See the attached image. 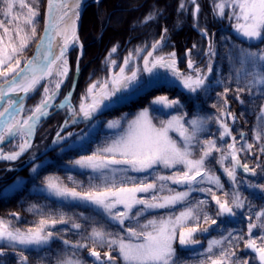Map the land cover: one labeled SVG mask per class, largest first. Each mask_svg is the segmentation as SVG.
I'll return each instance as SVG.
<instances>
[{
	"label": "snow or ice",
	"instance_id": "obj_1",
	"mask_svg": "<svg viewBox=\"0 0 264 264\" xmlns=\"http://www.w3.org/2000/svg\"><path fill=\"white\" fill-rule=\"evenodd\" d=\"M191 2L196 4V0H191ZM3 4L4 16L10 17L7 21L8 24L18 20L17 15L13 14L17 4L21 10L27 9L23 25L30 27L31 34L29 35L25 27L20 24H16L14 28L10 29L5 21H0V28L4 33L0 36V80H2L0 82V101L6 105L0 106V143L4 142L7 137L16 135L30 137L40 119L48 115L47 109L51 107L56 93L49 94L47 87L44 88L45 95L39 105L32 110V114L27 119L22 121L17 119V116L23 111V97L14 99L13 95L35 91L40 81L46 76H52L53 71L60 77L67 75L66 52L70 44L74 45L78 42L77 20L80 15V0H59V2L48 0L45 34L40 38L35 56L27 60L21 67V61L16 57L23 53L29 41L36 35L35 18L38 12L25 0H3ZM180 7L184 8L185 5L181 3ZM226 8L231 10L228 19L236 21L233 27L238 35L248 41L264 43V0H220L215 5L214 11L220 18H223ZM199 10V6L196 5L195 12L198 13ZM152 18L151 15L148 17L149 20ZM13 31L18 38V44L13 43L11 34ZM202 34L207 35L206 31ZM57 36L62 38L63 43L60 45L53 43ZM54 47H59V54L53 52ZM157 47H159L158 42L152 45L153 51ZM116 51L115 47L111 49V53ZM140 51L142 49H137V53ZM215 54L212 45L209 44L208 55L211 57ZM152 55L153 52L150 51L144 58L143 71L150 73L153 77L149 83H158L165 79L159 73L154 72V69L165 68L180 80L189 93L197 94L200 91L204 93L210 91L212 84L208 81V75L202 73L199 68H194L191 59L188 61V68L193 69L195 75H184L176 68L174 52L170 53L168 58L158 56L150 60L149 57ZM131 58L132 53H129V56L124 60V65L120 67L119 73L114 74L110 80L95 81L89 85L86 94L81 99L79 112L72 108L70 103L61 104L60 107L67 106L74 117L79 116L84 121H91L103 108L123 100L124 96H117V94L124 93L138 85L139 69L126 74ZM13 60H15L14 64ZM110 63L115 66L116 61L112 59ZM238 63L242 67L250 66L252 69L251 71L245 69V78L247 79L245 87L249 93L253 88H260L261 91H264V88H261L264 86V48L258 51L241 49L238 53ZM211 72L212 67L209 64L208 73ZM237 79H239V73H237ZM61 83L63 80H57L55 88L59 89ZM228 91L229 89L225 88L224 93H218V96L224 98V106L217 109L220 115L215 118L222 130L220 139L231 136V129L220 117L227 113L233 121L236 119L235 115L227 112L225 107L228 103L225 98ZM236 91L240 93L245 89L238 87ZM70 96L71 93L65 100L68 101ZM236 99H240L239 95L236 96ZM240 103L243 101L240 100ZM151 104L169 109L182 107L180 100H170L167 96H157ZM213 107H217V105L214 104ZM261 111L264 112V108ZM184 115L186 113L174 115L167 121H161L160 126H157L150 116V109L144 108L134 119L127 121V126L104 146L98 147L91 155L81 156L75 160L74 165L98 173L97 176L92 177L98 183H90L86 190L68 187L55 177L47 178L46 187L50 194L64 200L80 201L102 209L108 221L119 225L122 230L123 234L108 231L103 225L93 226L91 232L83 237L84 240L92 241L93 247L89 249V255L94 258L95 264H176L177 249L175 245L177 242L181 247L197 244L199 241L194 238L195 234L209 230L207 227H201V221L205 225L209 221L212 225L217 224V219L209 215L206 209L207 200L190 201L191 193L194 191L207 193L211 196V200L216 205L215 217L235 218L237 210L245 208L248 198L243 196L238 188H234L230 200L228 199L229 193L224 192L225 198L222 200L212 187L199 186L206 183L214 185L216 189H223L221 178L206 167V162L213 151L221 152V149L217 147L216 141L213 139L200 140V133L206 131L205 125L212 117L196 114L190 120L185 121ZM73 122L77 121L74 119ZM186 124L188 127L185 126ZM107 127L110 129L121 128V124L120 121H109ZM170 132H176L180 137V142L173 139L169 135ZM87 135L85 133L80 139L86 138ZM231 138L233 143L228 145L227 152H221L218 163L223 166V161L230 157L231 166L224 167L223 171L232 184L237 185L240 183L237 180L238 168H242L244 173L251 176H257V171L256 168H250L247 163H242L238 157V153L245 149L251 151L253 145L246 143L238 149L236 138L234 136ZM262 138H264V127L258 130L255 135L257 141ZM197 144L200 145L199 158H195L193 154L194 146ZM30 146L28 140L25 139L19 145V151L4 154L0 150V159L16 160ZM259 150L264 153V146H261ZM177 166H180L179 170L170 175L160 172V169H176ZM257 167L264 170V166L257 165ZM129 173H148L152 179L149 182L148 175L135 176L129 175ZM68 179L72 180V177H68ZM73 182L75 183V181ZM170 185H180L185 190L177 191ZM247 187L254 190V195L264 198V184H253L249 181ZM178 205L182 206L178 213L165 211L164 214L146 219V213L158 209L172 210ZM248 207L251 208V201H248ZM248 220V239L245 241V248L255 253L259 264H264V208L255 213V221L258 223L253 222L252 216H249ZM67 222L63 215L59 219H41L38 226L24 231L19 228L13 229L8 222L0 219V243L13 249L16 245L23 248L41 247L47 245L53 238V232L47 230L49 225L54 227L56 224ZM71 226L78 230L82 228L80 223L75 222ZM254 229L261 230L259 237L254 236ZM231 236L232 232L228 231L227 236L222 235L218 240H210L206 249L205 261H202V264H249L248 260L232 259V257H236V253L223 248L224 241ZM234 239H243V236L234 237ZM257 239L262 241L260 246L257 245ZM63 243L68 245L70 242L63 240ZM229 243L231 242L229 241ZM105 247L108 250L101 255V251L97 248ZM72 248L74 250L88 248V244L77 241L72 244ZM216 248L220 249L218 256L214 253ZM114 251L118 253V257L113 255ZM2 255H5V248H0V256ZM19 255L21 264H27L28 258L22 252ZM60 264H85V262L69 258L61 261Z\"/></svg>",
	"mask_w": 264,
	"mask_h": 264
},
{
	"label": "trees",
	"instance_id": "obj_2",
	"mask_svg": "<svg viewBox=\"0 0 264 264\" xmlns=\"http://www.w3.org/2000/svg\"><path fill=\"white\" fill-rule=\"evenodd\" d=\"M116 2L117 1L115 0H101L98 4H90L84 10L79 29V36L84 47V53L80 61V77L75 92V104L78 102L79 94L81 93V91L86 88L89 84V81L85 80L86 77L91 76L92 79L100 78L102 72L100 73L101 68L99 66V60L101 59L102 54H104V52L113 43V41L120 42L122 45L120 47V50L121 52H125L126 50L131 51L129 45H131L132 43H136L140 38L139 26H134L130 18H132L134 15L140 14L143 10H145L146 7H148L149 3L151 2L155 3L157 6H163L164 8L167 7V12L169 15L174 14V11L172 10V2L170 1V3L167 0H127L126 2L123 1L120 4H118L119 2ZM181 3H183L187 7V9H185V7L181 8L183 17L186 19L183 18L182 24L178 26L182 27V30L180 32L177 31V48L174 47V49H172L177 55V67L186 72L187 69L185 67V61L186 59H191L195 62L197 68L204 70L207 68V56L205 55L201 60L200 56L206 52V41L203 40L200 35L196 33L187 22V20H192L193 18L191 10L193 7V3H191L190 0H177V10L179 9ZM44 4L45 0H41L39 4V18L36 26V35L33 38L32 42L29 44V46L24 50L23 54H25V57L24 60L21 62V65L31 55L33 47L39 38L42 28ZM174 4H176V0L174 1ZM196 4L199 5L200 9L198 13V19L205 16H210L211 8L208 5L209 0H196ZM115 8L116 10L118 9L117 11L120 12L118 13V15H121L120 17L123 18L121 20L122 28L120 31L117 32H113L111 30L113 27H116L115 25L110 28L111 24L114 23L113 12L115 10L113 11V9ZM178 15L179 13L177 11V16ZM107 20L108 25L106 26V28H104L105 24L107 23ZM163 24L165 25V22H163ZM183 26L185 29L183 28ZM192 26H194L198 30L206 31L207 33V30L210 26V20H198V22L196 24H193ZM214 27H216V25ZM185 36L189 37V39L186 40ZM155 37H157V34H155ZM193 37H197L199 40H193ZM128 39H130V42H128L129 44L125 46L126 41ZM200 40L202 42V51L200 55H198L195 49L189 48L190 44H193L195 46H197L198 44L199 46ZM154 41L155 38L152 41L150 40L151 43ZM260 43L248 45L245 41L239 39L234 33L227 32L226 34H221V32H219L217 35L214 36L216 54L213 56V61L216 66H219L220 68H225V70L227 71V67L229 65H232L227 63L229 54L232 53L233 56L230 57V59L233 60L236 57L234 53L238 47L244 48V46H249L251 48H254V46H256L257 48H259V46L262 45ZM75 55L77 54L72 53L70 56V77L68 79V84H66L64 90L60 94V97L64 95V92L69 89V86L71 84L74 71V61L76 57ZM198 61L199 63H197ZM230 68L231 67H229V70ZM208 81L211 82L212 80L209 79ZM213 81L214 87L216 79ZM0 82H2V80H0ZM226 85L228 86L229 91L225 97L228 101L225 107L227 108V112H231L236 117L235 121H233L232 117L227 115V113H225V115L223 116V119L231 129V136H226L227 140L232 139V136H234L236 139L241 137L247 139L250 135V129L257 121L256 117L261 112V107L264 98L263 96L260 97L255 92L249 93V91H246L245 87V91L237 93L232 83H226ZM221 86L217 85L213 88V91L215 92V96L213 94V100H211L210 96L208 95L204 96L203 91L198 92L193 97L190 94L183 92L178 87H160L157 89H153L152 91L146 93L144 96L139 97L137 100L129 103L121 109H117L110 112L105 116V118L109 119L112 117H118L123 113H126V116L129 117L133 115V113L138 109L148 107L150 99L155 95H165L170 99L180 100L182 104V109L186 112V114L188 113V116H193L196 114L208 115V113L214 116H219L220 113L217 109H215L213 106L212 108H209L207 105L209 103H212L214 100L216 101L215 97L219 92H221ZM241 88L243 87L241 86ZM237 95H239V100H242L243 103L238 102V100L236 99ZM221 106H224V99L221 103ZM61 120V117L58 116V121H55L59 123L61 122ZM53 121L54 120L51 118L49 121H47V123ZM49 123L43 125L42 129L44 130L48 128L47 126L49 125ZM215 123V125H217V122ZM56 130L57 128H51L49 131H46L47 143L50 141L53 133ZM99 136H101V133L99 135H96V141L99 140ZM37 140L38 135L36 137V141ZM92 143L93 140L88 143V148L91 147ZM81 150L82 148H76L67 152H61V146H57L55 149L47 153V155L44 157L50 159L51 162L41 168L36 175H30L29 169L31 166L21 170L16 174L18 176L20 175L26 178V181L22 188H20V190L7 196L0 195V219H7L9 221H12L11 227L13 229L19 228L21 230H26L29 228H35L36 226H38L39 221L41 219H59L61 215H63L68 221L64 224L63 227L58 224L54 226L55 228L53 233L55 235V239H52L48 245L38 249L27 250L15 247L14 252L9 250L5 253V256H3L2 258L3 262L1 264H21L19 255L21 252L24 256L28 258L27 264H60L61 261H64L69 258H74V260L80 259L84 261L85 264H95L93 257H90L88 255L89 249L93 247L92 241L90 239L84 240L83 237L87 236L91 232L93 226L99 227L101 225L105 226L108 231L114 233H122V230L120 229L119 225L110 223L107 217H105L101 212H97L93 208L83 205L80 202L74 201L66 203L64 201H57L53 198H49L47 195L44 194L28 192L29 188L37 186L39 184H43L45 177L53 174H58L59 179L63 184H66L68 187H76L77 190H86L89 187L90 183H98L97 180L92 179V176L88 175L85 172L68 170L63 167L65 163H71V161L79 155L78 153H80ZM7 165L13 166V164ZM11 174V172L7 173V176H10ZM222 176L220 178L221 183L224 185L223 189L228 192L229 189L226 184V179L224 178V175ZM68 177H72V180H69ZM73 181H75V183ZM6 183L7 181H5L4 183L0 182V187ZM218 194L222 198H225L221 192ZM245 195L248 197V200L251 201V211H258V202L257 200H255V197L249 196L247 192L245 193ZM207 209L210 211L211 215L215 217L216 208L211 205V207H207ZM11 212L16 213L18 215V218L15 219L14 217H9L8 214ZM152 215L154 214H146V219H149ZM254 219L255 218L253 217V221ZM73 222L80 223L82 225V228L79 230L73 229L71 226ZM234 223V220L230 221L225 218V222L220 223L219 225H217V227H221L222 231L226 232L227 230L229 231L234 227ZM246 225L247 224L245 223V221H243L242 227L240 225L236 227L238 229L240 228V232L243 233L247 231ZM216 233L217 232L212 231L211 235H215ZM63 240H68L70 243L68 245H65L63 243ZM77 241L87 243L88 248L74 250L72 248V244H75ZM243 245L244 243L240 241L237 249L238 258H240L241 260L244 259V253L246 254V251H244L243 249ZM97 250L101 251V255H103V252L107 251L108 249L107 247H105L103 249L97 248ZM188 253L189 251H184L177 247V264L187 263L189 260V258H187Z\"/></svg>",
	"mask_w": 264,
	"mask_h": 264
},
{
	"label": "rangeland",
	"instance_id": "obj_3",
	"mask_svg": "<svg viewBox=\"0 0 264 264\" xmlns=\"http://www.w3.org/2000/svg\"><path fill=\"white\" fill-rule=\"evenodd\" d=\"M40 1L41 0H25L26 3H28L31 7H33L38 12L37 17L35 18L36 19V26H37V22H38V18H39V4H40ZM115 1L119 2L118 4H120L123 1L126 2L127 0H115ZM219 2H220V0H209V4L208 5L211 8V10L214 11L215 5L217 3H219ZM93 4H96V3H93ZM153 4L155 6V3H153V2L149 3L148 6H151ZM154 6L150 10L151 13H149L148 15H145V14H143V12H141L140 14L134 15L132 18H130V20L132 21V24L134 26L135 25L139 26V37H140L136 43H132L131 45H129V48H130L131 51L126 50L125 52H121V50H120V47L122 46L121 43L117 42V41H113V43L110 45V47L104 52V54H102V57L99 60V66L101 68L100 69V73L102 72L101 75L99 74L100 78H97V79L93 78L92 79L91 76H87L85 80L89 81L88 86L86 88H84L81 91V93L79 94V99H78V102L76 103V105L71 106L77 112H79V106H80V103H81V99L86 94V90L89 87V85L92 84L95 81H103V80H106V79L110 80L114 74H118L119 70H120V67H122L124 65V60H125L126 57L129 56V53H132V58H131V60L129 62L128 68L126 69V74H130V72L132 70L139 69L138 85L135 86L134 88H130L129 90H127L124 93H118L117 96L123 95L124 99L121 100L118 103L110 104L108 107L103 108V110L111 108V107H114V106L119 105V104H122V103L126 102L128 99L137 96L139 93H141L147 87L154 86L155 84H162L163 83V84L175 85L179 89H181L183 92H186V93L190 94L193 97L196 95V94L189 93L183 87V85L180 82V80H178L175 76H173L172 72L170 70H168V69H165V68L154 69V72L159 73L160 76H162V77H165V79L160 80L158 83H149L153 79V77H152V75L150 73H147V72L143 71L144 58L147 57L146 55L148 54L147 53V54L143 55V57L141 56V54H142V52L144 50L143 48L147 46V42L149 43L150 40L152 41L154 38H156L154 32L155 31L158 32L159 28L162 26L161 23L170 22L169 19L160 18V14L159 13L161 12V9H164V7L163 6L161 7V6L158 5V10H157V8H154ZM3 8H4L3 0H0V21H5L7 26L10 29L14 28L16 24H20L21 26L25 27V30L29 33V35L31 34L30 27H28L26 25H23V19L27 15V9L26 8L21 10L19 8V5L18 4L16 5V7L14 8L13 14L17 15L18 20L16 22H14V23H11V24L7 23V21L10 19V17L6 18L4 16ZM185 9H187L186 6H185ZM117 10H116V8L113 9V11H114L113 12V22L114 23H112L111 26L109 24L110 28H112V26H114V25L116 26L115 28L113 27L111 29L113 32L120 31L121 28H122L121 27V20L123 18L120 17L121 15H118V13H120V12L117 11ZM191 10H192V16H193L194 15L193 7H192ZM230 11L231 10L228 9V8L225 9L224 18L229 23V27H230L232 33H234L242 41H245L248 45L260 43V41H248L243 36L238 35L236 33V31L234 30V27H233V25L236 23V21L234 19L233 20H229L228 19V14H229ZM111 13H112V11H111ZM156 13H157L158 16L154 15ZM150 15L153 18L149 20L148 17ZM214 15H215V17L220 18L216 14V12L214 13ZM155 16H156V18H155ZM196 17H197V20L204 21V20H207L210 16H208V17L205 16V17H202V18L198 19V14H197ZM196 17L193 16L192 20H187V22L189 23L190 26L193 25V24H196L198 22V21H194V19ZM183 18L184 17L181 15V17L177 19V27L182 24ZM146 19H148V21H149L148 23H150L151 27L148 26V24L145 23ZM184 19H186V18H184ZM107 25H108V20H107V23L105 24L104 28H106ZM145 28H147L149 30V36H147V37L145 36V34H146V32H145L146 29ZM180 28H182V27H180ZM183 28H184V26H183ZM11 34L13 36V43H17L18 44V38L15 36V32L13 31ZM2 35H4L3 29L0 28V36H2ZM32 40H33V38L29 41V44L32 42ZM193 40H199V39L197 37H195V38L193 37ZM5 42L7 43V39L6 38H5ZM128 42H130V39H128L126 41L125 46H127V44H129ZM29 44H28V46H29ZM260 44H262V45L261 46L258 45L259 48H257L256 46H254V48H251L249 46H244V48L243 47H238L235 50L234 54H235L236 57L233 60L230 59V57L233 56L232 53L229 54L227 63L228 64H232V65H229L227 67V71L225 70V68H222V67L220 68L219 66H216L214 61H213V56H212V59H211L212 62L209 63L211 65V67H212V72L208 73L209 64H208L206 69H204V70L200 69L202 73L208 75V80L209 79L212 80L211 81L212 87H211L209 92H207L206 94L204 93V96L208 95V96H210L211 100H213V97L215 96V92L213 91V88L215 86H217V85L221 86V84H222V86H221L222 88L220 90L221 92H219V93H224V89L228 88L226 83H232L234 85L235 89H237L238 87L241 88V86L244 88L247 85V79L245 78V69H247L248 71H251L252 69L250 68V66L242 67L238 63V53H239V51L241 49L258 51L259 49L264 48V43H260ZM201 45H202V42L200 40L199 46L197 44V46H195L193 48V49H195L197 51L198 55H200V53L202 51ZM113 47H115L117 49V51L115 53H111V49ZM137 49H142V51L137 53ZM77 52H78L77 49L73 50L70 53V56H71L72 53L77 54ZM23 53H24V51H23ZM23 53L18 54L16 59H20V61L22 62L24 60V57H25V54H23ZM169 54L170 53H160V54L155 55V56L152 55V57H149V59L151 60V59H154V58H156L158 56H163L165 58H168ZM75 56H76L75 57V61H76L77 55H75ZM112 59H114L116 61L115 66H113L110 63V60H112ZM175 60H176V68L178 69V71L181 74H184V75H195L193 69H189L188 68L189 59L186 60L187 61L186 62L187 71L186 72L182 71L183 73L180 71L181 69H179L177 67V58H176V56H175ZM75 61H74V63H75ZM12 63L14 64L15 60H13ZM193 63H195V62L193 61ZM229 67H231L230 70H229ZM232 67H234V68H232ZM194 68H197V66H195V64H194ZM237 73H239V79H237ZM69 77H70V74L68 76V79H69ZM215 79H216L215 86L213 87V83H214L213 80H215ZM221 81H223V83H220ZM66 84H68V80H67ZM66 84H65V86H66ZM65 86L63 87L62 91L64 90ZM45 87H47L49 89V93L50 94L52 92L56 93V88L53 87V85H50L48 82L45 83V85L34 96L33 101L31 100V102L28 103L27 107L25 108V110L23 112V116L24 117L29 116L32 113V110H34L39 105L40 101L44 97V94H45L44 93V88ZM261 88H264V86H261ZM245 89H246V91H248L246 87H245ZM62 91H61V93H62ZM65 91H66V89H65ZM251 92L252 93L255 92L260 97L263 96V98H264V91H261L260 88H253ZM64 94H65V92H64ZM213 94H214V96H213ZM159 96H164V95H159ZM215 98H216V101L214 100L212 103H209L207 105L209 108H212V106L214 105L215 102H216L215 105H217V107H214L215 109H218V108L221 107V103L223 102L224 98L219 97L218 94L216 95ZM113 99H115V98H113ZM170 100H172V99H170ZM238 102L240 103V100H238ZM105 103L107 104L108 102L106 101ZM147 108L150 109V116L153 119V123L156 124L157 126H160L161 121H167V120L171 119V117L174 116V115H183V114L186 113L185 111H183L182 107H176V108H170L169 109V108H163L162 106H155V105L150 104V106L147 107ZM262 108H264V100H263L261 109ZM143 109L144 108L140 109L139 111L133 113V115H131L129 117L126 116V113H123V114L119 115L118 117H114V118H110V119H108V118L97 119L95 121H92L91 124H88V126L87 125H82V127H76L74 129H70L67 132H65L64 134H62L56 141V144L64 143V145L61 147V152H67V151L72 150V149L82 148L81 152L78 153L79 155L76 158H74L71 161V163H67V164L65 163V165L63 167L65 169H68V170H76V171L85 172V173H87L88 175H90L92 177L97 176L98 173H93L91 169L80 168L79 166L74 165L73 162L75 160L79 159L81 156L91 155L98 147L104 146L106 142H109L111 139H113L117 133H119L124 127L127 126V121H130V120L134 119L135 116ZM67 112H71L70 108L69 107H64L58 113L53 114L51 117L49 116L45 121H43L41 123V125L37 128V132H36V137L38 135V140L36 142H34L33 146L31 147V149L29 151V154H27L28 156H25L24 161H26V159H28V158H32L33 156L39 154L42 151V149L47 146L48 143L46 141V131L47 130L49 131L51 128H58V126L61 123V122H59V123L56 122V121H58V116H60L61 119H63L65 113H67ZM187 114L184 115V120L185 121H188L191 118H193V116H195V115L188 116ZM199 115L203 116V117H212V119L205 125L206 131H203V132L200 133V140L202 141V140H206V139H213V140L216 141L217 147L221 149V152H227L228 151V145L232 143V140L231 141L227 140V137H224V139H220V131H222V130L219 128V124L218 123H217V125H215L216 124L215 123L216 122L215 118L217 116H214V115L209 114V113H208V115L207 114H205V115L204 114L203 115L199 114ZM257 117H258L257 122L264 123V112L261 111L258 114ZM51 118L54 121L50 122V123L48 122L49 123V125L47 126L48 128L43 130L42 129L43 125L48 124L47 121H49ZM220 118H221V120H224L223 116L220 117ZM74 119L77 122L78 121H84L82 119V117H79V116L74 117V116H72V118L70 119L71 123H73ZM109 121H120L121 128H113V129L108 128L107 124H108ZM224 122H225V120H224ZM93 125H94V127H93ZM185 126L188 127L187 124ZM250 130L251 131H250L249 137L247 138V140L245 138L246 141L245 140L241 141L243 138L236 139V144H237L236 147L237 148L238 147L241 148L246 143L247 144H252L253 148H252L251 151H248L247 149H245L244 151L247 154L248 152H253V149H254L255 153H258L259 149L255 148L254 140H255L256 132L259 129L255 125V127L252 126V128ZM69 133H71L73 136L72 135L69 136L68 135ZM85 133L88 134L86 136V138L80 139V137H82ZM100 133H101V136H99L98 137L99 140L96 141L95 137H96V135H99ZM169 135H171L173 137V139H176L178 142H180V137L178 136V134L176 132H170ZM92 140H93V143L91 144V147L88 148V143H90V141H92ZM21 143H22V140H21L20 136L18 135V136H15V137L11 138V140L9 141V143L7 145H4V146H2L0 148H1V150L3 152H11V151L17 150V148L19 147V145ZM221 152L213 151L212 155L208 158V161L206 162V167L208 169H210L212 171V173H214L217 176L224 175V178L226 179V184H227L228 189H229L228 192L230 193L228 199L229 200L231 199V193L234 190V188H238L240 192L243 189H245L246 191H249V194L253 195L255 197V200H259V202L262 203L261 200H264V198H260L259 195H254L253 194L254 190L249 188V187H247V183L249 182V181H247L248 179L247 178L244 179V177L242 178L243 179L242 181L239 179V176L242 177L241 175L246 176V177H250V174L244 173L243 169L242 170L240 168L237 169V180L240 183H238L237 185H233L232 184V182L228 179V177L226 176V174L223 171L224 167L231 166V159L229 157L228 160L223 161V166H222L220 163H218V161L220 160V157H221ZM193 154H194L195 158H199L200 145L197 144V145L194 146ZM24 161L22 160L21 163H23ZM50 162H51L50 159L44 158V157L41 160L35 162L34 164L31 165V167L29 169L30 175L31 176L36 175L41 168H43L46 164H48ZM179 168H180V166H177L176 169H160V172L162 174H165V175H170L173 172L178 171ZM6 169H7V166H4L3 164L0 163V180H2V181H5L7 179V177H6L7 175L6 176L4 175L6 173V171H5ZM33 169H35V171H33ZM129 175H135V176L148 175L149 176V182H151V179H152L151 175H149L148 173H129ZM221 176H219V177H221ZM48 177H55V178L59 179V175L58 174L49 175V176L45 177L43 184H39L37 186H33V187L29 188L30 190L28 189V192L44 194V195H47L49 198H53V199H55L57 201H64L66 203L67 202H74L71 199L64 200L62 198H59V197H56V196L50 194L48 192V190H47V187H46V180H47ZM25 181H26L25 177L20 176V175L19 176L16 175L14 178L9 180V182L7 181L6 184H4V185H2L0 187V195H6L7 196V195H10V194H13V193L17 192L18 190H20V188H22V186L24 185ZM59 181H61V180L59 179ZM253 184H257V183H253ZM170 186L172 188L176 189L177 191L185 190L184 187L180 186V185H170ZM199 186H201V187H212L213 191H215L218 196H219L218 193H220V192L222 194L224 192H227L224 189H222V190L221 189H216V187L214 185H210V184H206V183L202 184V185H199ZM256 191L258 192V190H256ZM139 195H145V194H139ZM243 196L247 197L245 194H243ZM219 197L222 200L224 199L221 196H219ZM201 199H204V200L208 201V205L206 206V209H207V207H211V205H213V207L216 208L215 202H213L211 200V196L209 194L202 193V192H199V191H194V192L191 193L190 201L195 202V201L201 200ZM248 201H246V203H245V207H246L245 209L237 210V216L233 219L234 222H235L233 224L234 227L229 230V231L232 232V236L228 237V239L225 240L224 243H223V248L224 249H227L229 251H233V252L236 253V257H232V259L238 258V253H237L238 250L237 249H238L240 241H242L244 243L243 249H244V251L246 250L245 241L248 239V222H249L248 217L249 216H253L255 218V213L259 211V210L258 211H251V208L248 207ZM77 202H80V201H77ZM80 203L83 204V205H86V206H89V207L93 208L97 212H101L106 217V215L103 213L102 209L96 208L95 206L90 205V204H85L84 202H80ZM34 206H32V207H34ZM181 207L182 206L178 205L175 209H172V210H160V209L153 210L150 213H152L154 215H152L149 219L153 218L154 216L164 214L165 211H172V212L178 213L181 210ZM263 208H264V204H263ZM121 210H122V207H121ZM208 212H209V215H211L209 210H208ZM146 214H148V213H146ZM8 216L9 217H14L15 219L18 218V215L16 213H12V212L9 213ZM213 218L217 219V224L216 225H212L210 221H209V223L207 225H205L201 221V227H207L209 229L207 231L208 234H207L206 237L203 236V234L205 232H197L195 234L194 238L199 241L201 246L198 247L197 249L189 250V253L187 254V258H189V260H188L187 263H184V264H202V261H205L206 249L208 247V242L210 240H218V239L221 238L222 235L223 236H227L228 235V230L225 232V231H222L221 227H217V225H219L220 223L225 222V218L224 217H213ZM4 220L11 225L12 221H9L7 219H4ZM243 221H245V223L247 224L246 225V230L247 231L241 233L240 232V228L238 229L237 227H238V225H240L242 227ZM142 222H145V220L142 221ZM253 222H257L258 223V221H255V219H254ZM58 225H61V227L64 226V224H58ZM126 225H127V222H126ZM54 228L55 227L49 225L47 230L54 232ZM27 230L28 229H26L24 231H27ZM212 231H215L218 234L216 233L215 235H211ZM260 231H261L260 229H254L253 230L254 236L255 237H259ZM121 234H123V232ZM239 236H243V239H234V237H239ZM52 239H55V235H53ZM229 241L231 243H229ZM261 244H262V241L260 239H257V245L260 246ZM44 246H46V245H44ZM44 246H41V247H44ZM15 247L19 248V249H23V250L41 248V247L23 248L22 246H19V245H16ZM175 247H176V249H177V247L180 248V249L184 248V247H181L178 244V242L176 243ZM219 252H220L219 248L214 249V253H215L216 256L219 255ZM113 253H114V256L116 255L118 257V253L117 252L114 251ZM88 255H89V252H88ZM244 255L245 256H244L243 260H248L249 264H257L255 262L254 257L249 255V253L248 254L244 253ZM73 260H74V258H73ZM175 261H176V264H177V253H176ZM181 264H183V263H181Z\"/></svg>",
	"mask_w": 264,
	"mask_h": 264
},
{
	"label": "flooded vegetation",
	"instance_id": "obj_4",
	"mask_svg": "<svg viewBox=\"0 0 264 264\" xmlns=\"http://www.w3.org/2000/svg\"><path fill=\"white\" fill-rule=\"evenodd\" d=\"M168 2H170L172 4V10L174 11V14H168L167 10L168 8H164L161 9L160 14V18H166L169 19L170 22H165V25L162 23V26L159 28L158 32L155 31L154 34H157V37L155 38L154 42H147V46L145 48L149 49V51L151 52H155V51H161V50H170L172 51V49H174V47L177 48V31L180 32L182 30V28L177 27V19L181 17V15L183 16L181 7L179 6V9L177 10V0H176V4H174L175 0H167ZM191 1V0H190ZM192 3V2H191ZM168 5V3H167ZM198 4H193V12H194V17L197 16V14L195 12V7ZM154 4L151 6H148L145 8V10H143V14L148 15L150 12V10L153 8ZM199 6V5H198ZM154 8H157L158 10V6L155 4ZM177 11L179 13V15L177 16ZM214 11L211 10V14L210 17L208 18L210 20V26L207 30L208 35H204L202 34L203 31L198 30L197 28H195L194 26L191 25V28L198 34L201 35V37L203 38V40L205 41H209L206 43L205 48H209V44L212 45L213 49H216L215 44H214V36L217 35L219 32H221V34H226L227 32L232 33L230 27H229V23L226 21V19L223 18H217L214 15ZM156 16V14H154ZM155 16V18H156ZM172 20H171V19ZM194 21H198L197 17L194 19ZM148 19H146V24H148V26H150V23H148ZM216 25V27H214ZM151 27V26H150ZM194 27V28H193ZM146 29V34L145 36H149V30L147 28ZM165 29H167V31H165ZM185 29V28H184ZM163 37V39H162ZM185 39L188 40L189 37L185 36ZM148 41V40H147ZM159 43V47H157L154 51L152 48V45L154 43ZM194 45L190 44V48L189 49H193ZM159 54V53H158ZM156 54V55H158ZM155 56V55H154ZM210 62H212V60H210ZM107 111H102L100 113H105ZM256 119L258 120V117H256ZM255 125L257 126V128L260 130L262 127H264V123H260L256 121V124H254L253 126L255 127ZM245 139H242L241 141H244ZM247 140V139H246ZM245 140V141H246ZM254 146L256 149H260L261 146H264V138H262L260 141H257L256 139L254 140ZM258 152V151H257ZM241 155V161L242 163H247L249 165L250 168H256L257 171V176H251L252 178H248L247 181L253 182V183H257V184H264V170H262L261 167H257V165H261L264 166V153H261L260 150L258 153H255V150L253 149V152H248L246 154L245 151H241L240 152ZM242 170V168H240ZM245 179V178H244ZM243 194H245L246 192L249 194V191H246L245 189L242 190ZM258 204H257V208L259 209V211L263 208V204H264V200H261L262 203L259 202V200H257ZM0 248H5V253L9 250L11 251H15V249L13 248H9L6 247L4 244L0 243ZM5 255L0 256V264L3 262L2 258Z\"/></svg>",
	"mask_w": 264,
	"mask_h": 264
},
{
	"label": "water",
	"instance_id": "obj_5",
	"mask_svg": "<svg viewBox=\"0 0 264 264\" xmlns=\"http://www.w3.org/2000/svg\"><path fill=\"white\" fill-rule=\"evenodd\" d=\"M100 1H101V0H80V8H79V13H80V15H79V19L77 20V35H78V37H79V29H80V25H81V18H82V15H83V12H84L85 8H86L88 5H90V4L98 3V2H100ZM57 2H59V0H57ZM47 19H48V0H45V8H44V14H43V23H42L41 33H40V36H39V38H38V41H37L36 44L34 45V48H33L32 54L28 57L27 60L33 58V57L35 56L36 52H37V45H38V43H39V41H40V38L45 34V33H44V28H45V22H46ZM78 40H79V42L81 43V41H80V37H79ZM83 52H84V48H83V46H82V44H81V47H80V50H79L78 56H77L76 61H75V68H74V74H73V78H72L71 86H70L69 91H68V93L66 94L65 98H66V97H69V93H71V96H70V98H69L68 101H66L65 98H64V101L67 102V103H70V102H71V99H72L73 93H74V91H75V89H76V86H77V82H78V79H79V62H80V59H81V57H82V55H83ZM27 60H26V61H27ZM26 61H25V62H26ZM25 62H24V63H25ZM23 65H24V64H23ZM23 65H22L21 67H23ZM48 79H49V77L46 76L43 80L40 81V84L37 85V88H36L35 91L30 92V93H28V94H24V96H22V97H23V110L25 109V107H26V105L28 104V102H29V101L35 96V94L38 92V90L42 87V85H43ZM60 90H61V87L56 91V93H58ZM2 105H3V101H0V106H2ZM55 107H59V104L52 105L51 107H49L48 110H51V109H53V108H55ZM22 112H23V111H21L20 113H22ZM41 120H42V119H40V121H41ZM40 121H39V122H40ZM63 124H64V122L62 123L61 127L63 126ZM56 136H57V134H55V136H54V138H53V140H52L51 146H50L47 150H45V151L42 152L41 154L37 155L36 157L32 158V159H31L28 163H26L24 166H26V165H28V164H30V163H32V162H34V161L40 159L42 156H44L45 154H47V153L52 149V147H53V143H54V141H55V139H56ZM33 139H34V135H33L32 139H31V141L29 142L30 145L32 144ZM8 141H9V139L4 140V142L0 143V147L3 146V145H5V144H7ZM30 147H31V146H30ZM30 147H28V148H27V149H26V150H25V151H24V152H23L18 158H20V157H22L23 155H25L26 152L29 150ZM18 158H17V159H18ZM1 161H7V162L9 161V162H12L13 160H3V159H0V162H1ZM22 167H23V166H22ZM229 219H233V218H229ZM203 236H204V237L207 236V232H205V233L203 234ZM199 245H200V243H197V244H194V245H192V246L185 247V249L197 248ZM248 250H249V251L255 256V253H253L250 249H248ZM256 261H257V263H259L258 259H256Z\"/></svg>",
	"mask_w": 264,
	"mask_h": 264
},
{
	"label": "bare ground",
	"instance_id": "obj_6",
	"mask_svg": "<svg viewBox=\"0 0 264 264\" xmlns=\"http://www.w3.org/2000/svg\"><path fill=\"white\" fill-rule=\"evenodd\" d=\"M54 44H56V45H60V44H62L63 43V41H62V38L61 37H59V36H57L56 38H55V40H54V42H53ZM80 47H81V43L79 42V40H78V42L77 43H75L74 45L73 44H70L69 45V47H68V50H67V52H66V59H67V68H68V72H67V75L65 76V77H60V76H57L56 75V73H55V71H53V75L52 76H50L49 77V79L45 82V83H49L50 85H53V87H55V82L57 81V80H63V82L65 81V80H67V78H68V75H69V71H70V63H69V60H70V53L73 51V50H75V49H78V50H80ZM53 52L55 53V54H59V47H54L53 48ZM58 64L60 63L59 61L57 62ZM51 81V82H50ZM62 84L63 83H61V86H62ZM56 90H58V89H56ZM50 94V93H49ZM45 95V94H44ZM22 96H24V93H19V94H15V95H13V98L14 99H18L19 97H22ZM56 96V95H55ZM54 99H55V97L53 98V100H52V102H51V105L53 104V102H54ZM62 104H64L63 102H62ZM2 106H6L5 104H4V102H3V105ZM49 109V108H48ZM48 109H47V112H48ZM31 115V114H30ZM48 117V115L47 116H45V117H42L41 119H45V118H47ZM28 118V116H26V117H24L23 116V114L22 113H19V115L17 116V119H19V120H24V119H27ZM33 134V133H32ZM16 136H18V135H16ZM15 137V136H14ZM11 138H13V137H7L5 140H7V139H11ZM20 138H21V140H22V143L24 142V140L25 139H27L28 140V143L30 142V140H31V138H32V135L30 136V137H21L20 136ZM21 143V144H22ZM15 151H19V147L17 148V150H15ZM14 151V152H15ZM9 154V153H8Z\"/></svg>",
	"mask_w": 264,
	"mask_h": 264
}]
</instances>
